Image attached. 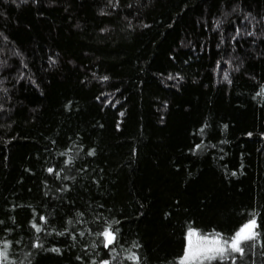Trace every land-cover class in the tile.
I'll return each instance as SVG.
<instances>
[{"label":"trees","instance_id":"trees-1","mask_svg":"<svg viewBox=\"0 0 264 264\" xmlns=\"http://www.w3.org/2000/svg\"><path fill=\"white\" fill-rule=\"evenodd\" d=\"M262 89L264 0H0V264H264Z\"/></svg>","mask_w":264,"mask_h":264},{"label":"snow or ice","instance_id":"snow-or-ice-1","mask_svg":"<svg viewBox=\"0 0 264 264\" xmlns=\"http://www.w3.org/2000/svg\"><path fill=\"white\" fill-rule=\"evenodd\" d=\"M260 94H264V89H262ZM89 154L91 155L92 153ZM49 171L52 170L49 169ZM33 227L36 226L33 225ZM257 227V221L255 215H253L231 237H225L219 232L200 234L196 230L190 229L186 236V249L180 264H205L206 261L211 264V261L217 259H227L229 253H239L243 256L245 249L242 245L247 241L256 240L260 235L256 231ZM36 231L39 232L40 228L36 227ZM100 235L105 238V247L113 244L115 235L111 231V225ZM8 248L9 244L7 243L3 245V248H0V261H8ZM127 259L133 261V264H139V258L135 254L129 255ZM233 264H235V258H233Z\"/></svg>","mask_w":264,"mask_h":264},{"label":"rangeland","instance_id":"rangeland-1","mask_svg":"<svg viewBox=\"0 0 264 264\" xmlns=\"http://www.w3.org/2000/svg\"><path fill=\"white\" fill-rule=\"evenodd\" d=\"M104 241H105V238H104ZM105 243H106V241H105Z\"/></svg>","mask_w":264,"mask_h":264}]
</instances>
